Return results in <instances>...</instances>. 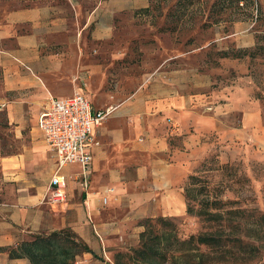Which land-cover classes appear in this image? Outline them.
I'll use <instances>...</instances> for the list:
<instances>
[{
  "label": "crops",
  "instance_id": "0c3cea01",
  "mask_svg": "<svg viewBox=\"0 0 264 264\" xmlns=\"http://www.w3.org/2000/svg\"><path fill=\"white\" fill-rule=\"evenodd\" d=\"M152 2L35 0L0 18V104L16 132L25 137L29 128L31 139L20 154L0 159V249L6 248L0 264H31L11 258L10 250L38 234L68 228L99 255L124 224L187 212L184 156L191 129L197 132L207 118L203 110L214 107L211 78L187 66L184 52L165 57L130 88L122 85L123 68L112 71L118 61L135 58L138 45L144 51L141 32ZM108 80H115L114 91H105ZM85 87L93 110L109 114L93 129L99 145L89 186L81 185L80 164L64 167L67 202L52 209L43 197L58 166L52 174L39 115L48 98H69Z\"/></svg>",
  "mask_w": 264,
  "mask_h": 264
},
{
  "label": "rangeland",
  "instance_id": "374dc122",
  "mask_svg": "<svg viewBox=\"0 0 264 264\" xmlns=\"http://www.w3.org/2000/svg\"><path fill=\"white\" fill-rule=\"evenodd\" d=\"M34 1L0 0V18L10 8ZM152 5L148 26L141 32L144 51L140 52L138 45L137 56L118 61L112 71L123 68L122 85L130 88L143 74L161 65L165 57L184 52L187 66L211 78L216 92L210 97L215 100L214 107L203 110L207 118L197 132L191 129L190 148L184 156L189 179L196 177L191 188L195 199L186 200L187 210L191 206L194 211L179 217L142 218L133 226L124 224L112 248L100 252V259L90 257L86 261L82 254L77 264H146L137 253L142 245L139 227L142 231L152 229L154 235L164 234L162 246L185 251L180 255L186 263H262L264 0H153ZM114 81L108 80L106 92L115 90ZM29 131L24 130L25 137L19 135L10 122L7 105L0 104V159L20 154L31 141ZM47 150L53 174L57 159L49 147ZM32 178L39 182L38 177ZM73 183L70 180L69 186ZM32 189L37 190L35 186ZM200 233H216L224 245L215 249L201 245L193 251L189 250L192 246L180 244Z\"/></svg>",
  "mask_w": 264,
  "mask_h": 264
},
{
  "label": "built area",
  "instance_id": "2783aa9c",
  "mask_svg": "<svg viewBox=\"0 0 264 264\" xmlns=\"http://www.w3.org/2000/svg\"><path fill=\"white\" fill-rule=\"evenodd\" d=\"M109 111L95 112L87 94L80 89L65 99L50 97L40 112L38 125L49 149L57 159V170L51 178L43 201L53 209L67 202V177L62 169L70 164H80L81 185L89 186L93 170V148L99 145L93 138V129ZM114 190L110 189L112 193ZM108 203V196L104 198Z\"/></svg>",
  "mask_w": 264,
  "mask_h": 264
},
{
  "label": "trees",
  "instance_id": "16d2710c",
  "mask_svg": "<svg viewBox=\"0 0 264 264\" xmlns=\"http://www.w3.org/2000/svg\"><path fill=\"white\" fill-rule=\"evenodd\" d=\"M224 55L227 56L228 54L225 53ZM195 180V176H191L188 180L189 182L185 187L186 200L195 199L191 196V188ZM187 211L192 214L194 210L189 206ZM212 215L217 217L219 214ZM161 220L165 221L163 218ZM140 237L142 245L137 253L143 263L190 264L182 260V256L180 255L182 249H171L167 246H162L163 240H166L164 234L154 235L153 230L147 228L141 233ZM221 240L216 233H200L199 235H192L188 240H184L180 244L192 246L193 248H189V250L193 251L199 250L201 245L215 249V247H222L224 245ZM177 242L179 243L178 240ZM0 250H6V248H1ZM87 252L92 253L95 258L100 259L98 254L90 249L70 229L66 228L48 234H38L32 240L21 242L17 248L10 250V257L27 258L31 264H77V258ZM259 264H264V262Z\"/></svg>",
  "mask_w": 264,
  "mask_h": 264
}]
</instances>
